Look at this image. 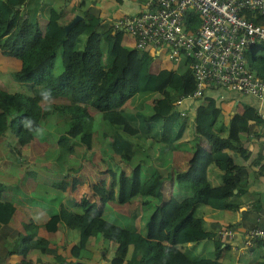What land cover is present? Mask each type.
Returning a JSON list of instances; mask_svg holds the SVG:
<instances>
[{"label":"trees","instance_id":"trees-1","mask_svg":"<svg viewBox=\"0 0 264 264\" xmlns=\"http://www.w3.org/2000/svg\"><path fill=\"white\" fill-rule=\"evenodd\" d=\"M42 5L41 0H0V53L19 61L15 70L4 73L10 81L30 89L23 93L0 87V137L8 134L15 140L0 141V147L10 154L4 161L13 170L23 167V160H27L21 153L24 145L34 135L43 138L54 130V114L65 112L70 120L64 131L55 135V141L45 146L43 141H32L40 147L37 156L52 163L55 172L72 176L96 149L115 173L114 201L123 204L138 196L143 224L140 229L126 226L120 219L126 216L116 210L102 215V206L84 196L78 201L79 213L56 211L53 208L62 190L37 183L36 190L45 200L49 215L45 229L55 230L61 220L68 226L77 225L76 243L68 248V255L75 257L88 255L87 243L102 237L104 250L108 244L113 245L107 264H223L219 260L220 238L199 227L194 209L198 203L228 209L239 206L244 192L243 161L249 154L247 141L242 140L249 135L259 137L264 118L248 103H238L237 114L229 118L222 133V125L215 124L220 105L204 91L185 102L183 106L191 103L193 108L180 115L173 101L193 88L189 57L181 56L173 62L164 50L155 57L147 48L120 44L111 24H103L85 0L71 5L72 12L81 18L68 30L64 25L73 16L63 20L61 9L54 6L45 9L40 26L37 13L42 15ZM250 17L264 22L259 15ZM185 20L189 28L198 21L193 12L187 13ZM263 49L264 43H260L245 51L247 67L261 77ZM57 55L58 65L54 63ZM149 92L156 93L151 101L134 109L124 106L132 96ZM78 123L79 134L69 133ZM188 130L190 137L182 140ZM94 132L99 136L96 145L92 141ZM75 146L82 147L80 157L74 155ZM176 149H186L190 154L184 169L170 171ZM253 160L249 158L248 167ZM210 167L218 170L219 182L209 179ZM170 189L171 195L164 198L163 192ZM3 190L0 181V224L8 222L14 210V204L2 198ZM206 237L213 240V256L190 259L183 244ZM39 239L29 241L21 236L17 253L23 256L29 247L55 252ZM256 264H264V260Z\"/></svg>","mask_w":264,"mask_h":264},{"label":"crops","instance_id":"crops-1","mask_svg":"<svg viewBox=\"0 0 264 264\" xmlns=\"http://www.w3.org/2000/svg\"><path fill=\"white\" fill-rule=\"evenodd\" d=\"M41 1L43 4L42 15L40 16L37 13L40 26L44 23V11L48 6L60 8L63 13V20H67L77 13L76 11L72 12L70 7L78 0ZM146 1L85 0L86 6L97 11L102 23L106 24H110L114 17L122 13L138 11L145 6ZM116 34L119 43L126 46L133 45L131 37L126 33L116 31ZM18 65L19 61L17 58L0 53V81L6 77L5 70H15ZM252 71L255 72L254 70ZM20 91L25 93L22 90ZM204 94L214 96L215 101L220 105L221 109L215 124L222 125V133L225 132V126L229 118L237 114L238 103H248L255 108L260 117L264 118V94L261 98H256L247 93L216 87L205 88ZM155 95L156 93L152 94L150 98ZM130 100L131 98L124 103L125 107ZM188 108H193L191 103L186 109ZM191 111L190 113H192ZM54 115V130L60 119L62 126H58L59 128L56 131L58 133L62 130L64 131L70 116L65 112L59 111ZM254 129H257V127H254ZM189 130L184 132L182 140L190 137ZM200 139L202 140L201 137ZM242 141H247L246 149L249 154L248 158L243 161L245 164V172L242 178L244 180V192L240 195L241 203L239 206L235 209H228L213 207L207 203H198L194 209V216L203 231L215 232V229L220 226H228L236 230V235L230 240L220 238L222 249L219 260L223 264H256V262L264 260V246L260 242H253L246 249L241 247L242 232L245 228L252 225H264V130L259 137L249 135ZM46 144V142L42 143L44 146ZM202 144L206 147V143ZM39 148L37 142L30 141L26 143L21 152L25 153V157L27 156L24 166L18 167L16 170L12 169L10 174L0 173V181L4 186V190L1 193L2 198L14 204V210L8 222L0 224V264H62L64 262L74 264L76 261L80 264H107V259L110 258L111 251L113 252V245L108 244L107 250H104L103 238L100 236L92 238L91 242L87 243L88 255L80 257L68 255L69 246L76 243L77 225L68 226L61 220L57 222L55 230L47 231L44 223L49 215L43 204L45 200L42 199L36 190V184L41 183L45 186L58 187L62 190L63 195L53 208L56 211L65 209L79 213L81 207L78 201L80 197L84 196L88 200L95 201L98 206H102V215H109L113 210H116L126 216V219H120L125 221L126 226L133 229H140L143 225L140 218V198L133 196L127 202L118 204L113 199L116 192L113 169L105 166L100 171V169H97L98 161L88 156L82 169L75 175L65 176L55 172L52 163L37 156V152H40L37 151ZM0 149L5 148L0 147ZM172 153L173 159L170 162V171L172 169H184L190 151L176 149ZM250 157H253L254 160L251 166L248 167L247 164ZM103 163L107 164L106 158ZM208 174L212 183L219 182L217 169L210 167ZM172 189L169 190L167 195L163 192V197H169L173 191ZM21 236H27L29 241L39 237L40 241L47 243L50 247H54L55 252L48 253L41 251L37 247H29L22 256L17 253L19 248L18 240ZM183 251L190 259L212 257L214 254L213 240L211 237H206L186 242L183 244Z\"/></svg>","mask_w":264,"mask_h":264},{"label":"built area","instance_id":"built-area-1","mask_svg":"<svg viewBox=\"0 0 264 264\" xmlns=\"http://www.w3.org/2000/svg\"><path fill=\"white\" fill-rule=\"evenodd\" d=\"M193 12L197 24L187 27L185 15ZM264 0H147L136 12L122 13L110 22L117 32H124L138 49L147 48L152 56L164 50L171 61L190 58L193 88L177 96L173 104L180 115L183 104L200 97L205 88L231 89L261 98L264 77L247 67L245 51L264 43ZM221 239H231L236 230L228 226L215 229ZM264 246V225H252L242 232V248L253 242Z\"/></svg>","mask_w":264,"mask_h":264},{"label":"rangeland","instance_id":"rangeland-1","mask_svg":"<svg viewBox=\"0 0 264 264\" xmlns=\"http://www.w3.org/2000/svg\"><path fill=\"white\" fill-rule=\"evenodd\" d=\"M103 24L107 25L106 23H103ZM120 44H122V43H120ZM261 52L264 53V49L261 50ZM109 61H110V58L107 56L106 57V62H109ZM54 63L56 65H58V63H59L58 55L55 57ZM6 78H7L6 80L3 79V80L0 81V85H1L0 87H2V86L6 87L7 89H9L11 91H13V89H16V90L18 89V90L24 91L25 93L29 92L28 90H30V89H29L28 86L23 85V84H19V82H16V81L13 82L12 79L10 81V78L7 77V76H6ZM152 94H154V92H149V93L143 94V95H135V96L131 97V100L127 104L126 108L127 109H134V108H136L138 106H142L144 101H146V102L151 101L150 96H152ZM57 123L58 124L55 125L56 126L55 130H52L49 133H47L45 135V137L41 138L39 134H36V135H34V137L30 141H43V143L44 142L48 143L49 141H55V138H56L55 135L58 133L56 131V129L58 130V128L60 126H62L61 125L62 121L59 119ZM80 131H81V126H80V123H78V125L76 127L72 128L69 133H71L73 135H75V134L78 135ZM38 132L40 133V129H38ZM98 138H99V136H97L96 133L94 132L93 133V138H92V141H96L94 143V145H96L98 143V141H99ZM0 141H15V140H12V138L10 140V137L8 136V134H5V135H3V138L0 137ZM74 151H75L74 155H77V156L80 157L81 153H82V147L81 146H75L74 147ZM0 155L3 157L2 159H0V173L9 174L10 171H12L13 166L11 164H8L7 162H5L4 160H6V159H4V158H8V156L10 154H7V151L5 149H0ZM88 156L91 159L98 161V164H97L98 168L97 169H100V171L102 169H104L105 166H107L106 163H103V160L105 158L101 157L97 150H95L94 152L90 153ZM26 159H27V156H26ZM23 161H26V160H23ZM167 194L168 193H166V195ZM92 237L93 236H91V238ZM111 255H112V251H111Z\"/></svg>","mask_w":264,"mask_h":264},{"label":"water","instance_id":"water-1","mask_svg":"<svg viewBox=\"0 0 264 264\" xmlns=\"http://www.w3.org/2000/svg\"><path fill=\"white\" fill-rule=\"evenodd\" d=\"M81 18V16L79 15V14H74L73 15V17L64 25V29L65 30H68V28H70L71 26H72V24L74 23V22H76L78 19H80ZM216 103H217V101H216ZM62 264H71V263H69V262H64V263H62ZM74 264H80L78 261H76Z\"/></svg>","mask_w":264,"mask_h":264}]
</instances>
